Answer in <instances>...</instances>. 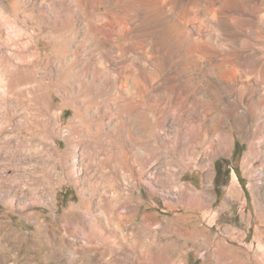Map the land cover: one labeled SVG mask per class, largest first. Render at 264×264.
<instances>
[{"label": "rangeland", "instance_id": "obj_1", "mask_svg": "<svg viewBox=\"0 0 264 264\" xmlns=\"http://www.w3.org/2000/svg\"><path fill=\"white\" fill-rule=\"evenodd\" d=\"M42 1L49 21L57 19L61 26L69 17L85 31L80 11L59 0ZM104 1L126 14L130 23L122 37L112 26L108 42L113 47L105 55L100 46L97 55L112 84L120 89L137 80L133 99H151L150 125H136L133 134L138 143L151 145L150 156L146 162L117 170L109 163L97 166V158L106 155H96L87 131L72 129L71 123L80 122L82 115H96L89 124L101 125L105 132L111 125V133L121 124L117 139L131 149L138 143L130 141L123 124L127 115L121 120L114 108L87 104L77 83L103 76L79 68L84 54H78L73 75L61 68L71 52L55 53V42L40 37L34 22L25 19V7L36 14L40 0H0V260L4 264H264V0L251 8L250 15L246 12L251 0H234L224 8L227 18L216 15L211 21L205 20L201 6L191 10L189 18L197 13L190 20L182 14L179 0ZM99 11L103 13L104 7ZM176 23L188 31L194 27L193 35L201 27L203 40L186 41L171 29ZM49 25L44 28L48 34L53 30ZM83 47L79 46L80 53ZM256 57L258 67L251 63ZM28 72L32 83L25 77ZM69 76L77 78L75 98L64 81ZM10 77L18 80L13 90L22 98L10 90ZM36 80L44 90H37ZM90 91L95 93L94 88ZM160 102H165V111L157 118ZM81 109L84 112L77 113ZM66 130L76 138L73 143L67 141ZM144 130L148 136H138ZM116 154L123 159L118 147ZM105 169L107 178L102 176ZM116 183L124 202L113 210L124 217V234L104 229L97 235V225L91 224L95 230L84 233L89 245L69 260L59 232L69 227V236L83 240L80 219L67 217L71 206H77L82 196H102V190ZM98 208L109 212L104 200L95 199L93 209ZM90 216L84 212L82 220ZM113 239L120 246L114 261L105 248Z\"/></svg>", "mask_w": 264, "mask_h": 264}, {"label": "bare ground", "instance_id": "obj_2", "mask_svg": "<svg viewBox=\"0 0 264 264\" xmlns=\"http://www.w3.org/2000/svg\"><path fill=\"white\" fill-rule=\"evenodd\" d=\"M59 1L64 7H69L70 10H71V8L72 9L75 8L76 10L80 11V13H82V16L84 18L83 19L84 22H82V25L85 27V31L82 32L77 27V25H75L76 23H74V21H72L69 17L65 18V20L63 21V24L61 26L58 25L57 19L49 21V19H47L46 15H45V9L43 6L44 1L41 2V0H40V2L42 4H39L40 6H39L38 12L36 14L33 13L32 8L25 7V19H26V21H28V22L33 21L34 22V24H35V26H36L39 34H40V37L45 38V37L49 36L48 38H50L51 40H53L55 42V45L53 48V51L55 53H57V52L61 53V52H67V51L71 52V56H72L70 58L71 61L70 60L65 61L62 59V62L60 63V64H62V66L59 65V66H61L62 69L63 68L68 69L69 75H73L70 73H72V72L74 73V71H76L78 69V67H76V65H77L76 60H78V54H84L85 55V59L83 60V57L81 59L82 62L80 63L81 65L79 68L82 70L86 69L87 72H93L94 75H96V76H99L100 74H102V76H103L102 80L101 79L98 80V79L93 78V79H90L87 81L83 78L84 80H82V81L80 80L81 82L77 83V85L80 84L81 87L83 88L84 97L86 99L85 101L87 102V104H89V106L97 103V105L98 104L104 105V106L110 107L111 109L114 108L118 113L117 114L118 119L120 118L121 120H122V115L126 114L127 119L123 122V124H125L126 130L128 131L129 139L131 142L133 140H135L136 143H138L137 139H135L133 136V134L136 133L134 131V129L136 128V125H140V126L150 125V122H149L150 119H148L149 115H148L147 111L149 110L148 106H151V107L153 106V104H151V99L144 100L141 97H140V101H138L137 98L133 99V95L136 94L135 89H134V85L138 84L137 80H133V82L131 81L132 82L131 86L125 85L124 88H120V89L118 87H116L115 84H112L111 79L109 77H105V75H106L104 73L105 67H103L101 65L102 61L100 60V56L97 55L99 53L98 50H99L100 46L103 47V50H104L103 54H105V55L113 47V44H110L108 42V40L111 36V33H112L110 31L112 26H114L113 32L115 35H117L119 37H122L125 35V32L128 28V23H130L128 17L126 16V14H122L120 12L121 10L120 11H114V9L111 8L107 3H105L104 0H59ZM163 1H165V0H162L161 2H163ZM179 1H181V5L183 8L182 14L184 16H186L187 18H189V13L191 12V10L198 9V7L201 6L200 8H202L204 10V13H205V20L211 21L216 17V15H218L219 17H222V18H227L228 15L226 14L227 12L224 10V8H225L227 3L233 2L234 0H179ZM262 2H263L262 0H251L246 13L250 15L251 8L254 6L259 7L262 4ZM101 7H104V9H105V11L103 13H101L99 11V9ZM196 13L192 14L191 15L192 17L190 16L191 18H189V19L195 20L194 18H196V16H195ZM118 14L120 15V17L118 16ZM197 18H198V16H197ZM23 21L26 22L25 20H23ZM192 22H197V21H192ZM50 23H52V25H53V30H51L48 34V33L44 32V28H47V25H49ZM174 24H172V25L170 24L173 32H178L180 35H182V37L186 41L195 43V42L203 40L204 34L202 33L201 27H199L196 34L193 35L190 31H193L194 27L192 30L190 29V31H188L189 28L187 27L188 28L187 29L184 24H181L180 26L177 23L176 24L178 26L174 25ZM208 25L211 26L210 23ZM67 30H68V32H67ZM195 30H196V28H195ZM87 40H90V41L86 42ZM99 40H100V42H99ZM71 41L79 43V46H81V48L83 47V43H85V42L88 43V45L84 46L81 53H80L79 52L80 50L78 49L79 48L78 45L77 46L72 45V47H71V45H69V43ZM57 44H59V46H56ZM86 55L88 56V58L91 57L93 59V62L87 61L88 58H86ZM251 61H252L251 62L252 65L254 67H258L260 65V58H258V57H256L255 59H253ZM110 63L112 65H115L116 59L111 58ZM222 67L223 66H221L220 68L223 69ZM59 69H60V67H59ZM46 71H45V73H46ZM45 73H44V75H45ZM25 77H27L29 80L32 79L30 72H28L27 75H25ZM10 78L12 81V87L10 90L13 92V94L17 95L19 98H22L21 94L14 93V90L17 89V87H15V86H16V84H18V80L15 79L14 77H10ZM128 78H130V77H128ZM128 78H126V79L128 80ZM33 79L30 81V83H32ZM76 79H75V77L74 78L70 77L69 79L67 77V80H64L66 82L65 83L66 85L69 84L71 86L70 89L73 93L74 98L78 94L77 90L74 89V87H73L75 85V82L77 81ZM69 80H70V82L72 81V83H69ZM127 80H125V81L127 83H130L129 80L128 81ZM16 81H17V83H16ZM35 82H37V84L41 83L40 80L39 81L36 80ZM44 84H45V82H44ZM45 87H47V86H45ZM36 88H37V90L43 89L41 87V84ZM92 88L95 89L94 94H91L90 90ZM154 101H157V99ZM164 103L160 102V104H162L161 105L162 108L161 109L158 108L155 110V117L160 118V116H162V114L164 113V111H165V106L163 105ZM12 104L13 105H11L12 107H10V108H13L12 110L14 113V110L17 111V108L14 106L15 105L14 103H12ZM19 107H21V106H19ZM19 107H18V109H19ZM26 108L29 109V106H26ZM18 112H19V110H18ZM81 112H84V110L82 111V109H81V110L77 111V113H79V114H81ZM95 116L96 115H82L80 122H74L71 124H72V129H80V130L83 129V131H87L88 136L92 141L91 145H93V149H95V152L98 151V153H96V155H99L100 152H103L102 154L106 155L105 157H98L97 158V164H98L97 166L105 167L106 163H109L110 167L114 168L113 170H117L118 166H127V165H131V164H138L139 160L146 162L145 159H148V157L150 156V149L152 148L149 143H145V144L138 143L136 145V147L133 145V148L130 149V146L128 147L126 142H122V141L119 142L117 139V137H119V134L121 133V130H120V129H122L121 124H120L119 128L116 127V129H118V131L115 130L116 133H111V131H110L112 129L111 125L108 126L109 131L105 132V131H102L101 125L91 126L89 124L91 120L93 121ZM26 120L29 121L30 119L27 118ZM155 120H156V118L152 119V121H155ZM18 123H20V122H18ZM119 123H121V121H119ZM146 131L147 130H144L143 133H139L138 136H140V137L148 136ZM65 133H66V135H69V137H67V141L73 143V141L76 138H74V136L71 134L70 131L66 130ZM117 147L120 149V151L123 155L122 160H120V156L116 154V148ZM137 148L140 151H138ZM131 154L133 155L132 157H131ZM107 173H108V170L105 169L102 173V176L106 177ZM112 173H113L114 179L117 180L115 177V173L114 172H112ZM43 177H45V176H43ZM129 181H130V179L125 181L126 186L129 184V183L127 184V182H129ZM120 188H121L120 183H118V184L116 183V185L113 187L111 185H108V189L101 191L102 196H104L103 198H102V196H99L97 198L92 197V196H90V197L82 196L80 203L77 206H75V207L71 206V208H70L72 210L70 213L71 215L68 214L67 217L72 218V215H76L75 216L76 218H74V219H78V220L80 219V227H81V230L83 231V233H82L83 237H81V238L83 240L69 236L68 235V232L70 230L69 227L67 229L59 232V237H58V238H60L59 242L64 243L66 245V250L68 253L69 260H72L73 257L76 256L75 255L76 250L84 248L85 245H89V238L84 237L85 236L84 233L86 232L87 229H89V230L94 229L95 230V227L92 226L91 224L97 225L96 226V231L98 232L97 235H100L99 233L103 232L104 229L119 230V231H121L122 234H124V225L121 223V217H123V216L121 214L115 212V210H113L118 205H120L122 202H124V197H122L123 195H121ZM231 189L235 190L236 186L232 185ZM95 199H97L100 203L102 202V200H104V203L107 204V206L109 207L108 208L109 212H104L99 208L93 209ZM84 212H88L91 214L89 220L87 218H86L87 219L86 221L82 220V219H84ZM0 223H1V221H0ZM124 238H126V237H124ZM47 242L49 243L50 241H47ZM95 243H96V241H95ZM105 248L108 249V250H106L108 256L111 257L112 261H114L117 258L115 252L120 250V246H119L118 242H116V240L113 239V241L111 240L107 244V246H105ZM2 262L3 261L0 260V264H4Z\"/></svg>", "mask_w": 264, "mask_h": 264}, {"label": "trees", "instance_id": "obj_3", "mask_svg": "<svg viewBox=\"0 0 264 264\" xmlns=\"http://www.w3.org/2000/svg\"><path fill=\"white\" fill-rule=\"evenodd\" d=\"M224 173H228V170H225ZM220 182H221V181H220ZM220 182H218V177H216V178H215V183H216L217 186H218V185L220 186V184H219ZM224 183H226V182H224ZM224 183H223V184H224ZM215 193H216V195H217V199L220 198V191L217 189V187H215Z\"/></svg>", "mask_w": 264, "mask_h": 264}]
</instances>
